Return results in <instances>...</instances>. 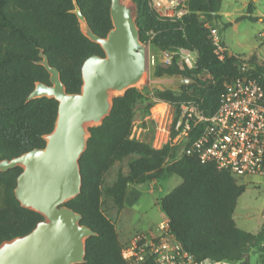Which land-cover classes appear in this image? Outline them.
Wrapping results in <instances>:
<instances>
[{"label":"trees","instance_id":"trees-1","mask_svg":"<svg viewBox=\"0 0 264 264\" xmlns=\"http://www.w3.org/2000/svg\"><path fill=\"white\" fill-rule=\"evenodd\" d=\"M75 1L93 31L106 36L112 28L111 0H0V159L44 147L45 134L54 129L59 102L47 96L27 101L37 82L50 84V74L39 63L41 53L59 69L69 93L81 90L84 61L104 55L101 46L82 32L73 11ZM149 1L133 0L142 41L147 43L153 31L154 48H186L198 55L195 71L175 56L170 65L157 64L154 76L190 77L197 83H179L178 90L156 89L150 95L131 87L113 98L110 114L100 125L89 128L87 147L79 160L81 192L66 204L81 213V223L96 234L86 239L85 261L76 264H127L116 224L103 211V197L122 210L130 185L160 181L167 174L178 175L182 181L158 204L171 231L196 261L253 264L250 250L257 249V264H264V224L258 232H250L235 220L238 200L246 190L241 177L213 162L182 155L178 146L154 148L155 123L150 119L144 125H151V136H133L136 107L144 101L155 98L178 107L182 101L194 100L211 114L220 104L226 83L240 75L236 55L220 59L205 25L220 19L222 0H187L188 12L179 18L159 16ZM252 7L250 3L249 10ZM198 73L208 75L200 78ZM252 77L264 87V64H256ZM152 107L148 103L145 114L150 115ZM126 158L128 171H118L114 181L106 183L111 167ZM22 170L20 166L0 170V244L29 233L44 218L23 207L14 194Z\"/></svg>","mask_w":264,"mask_h":264},{"label":"water","instance_id":"water-1","mask_svg":"<svg viewBox=\"0 0 264 264\" xmlns=\"http://www.w3.org/2000/svg\"><path fill=\"white\" fill-rule=\"evenodd\" d=\"M82 32L98 43L104 55L88 57L82 65L80 92L69 93L57 67L42 54L39 61L50 74V84L37 82L27 101L47 96L58 102L54 129L46 145L11 159H0V170L22 167L14 194L20 204L43 215L27 234L0 244V264H76L85 261L86 239L96 232L82 224V214L67 201L81 192L80 157L87 147L89 128L110 114L113 98L143 83L149 67L148 45L142 41L133 0H111L112 28L96 34L75 1L73 9ZM176 83L192 84L190 77Z\"/></svg>","mask_w":264,"mask_h":264},{"label":"built area","instance_id":"built-area-1","mask_svg":"<svg viewBox=\"0 0 264 264\" xmlns=\"http://www.w3.org/2000/svg\"><path fill=\"white\" fill-rule=\"evenodd\" d=\"M150 7L161 17L179 18L188 12L187 0H150ZM215 51L220 59L230 52L220 39L218 27L206 22ZM146 43L151 45L155 33H149ZM264 37V33L260 34ZM160 51L164 66L170 65L175 56L192 71L197 69L198 55L186 48ZM239 76L226 83L217 109L206 114L201 104L185 100L178 107L163 102L161 123H155L152 146L165 144L178 146L182 155L196 156L201 163L213 162L227 169L244 181L249 177L264 178V87L252 77L259 57L255 54L236 55ZM253 57L255 61H253ZM156 58L149 55V66H156ZM205 73H198L200 78ZM136 121L133 136L141 137ZM121 252L127 264H220L205 260L198 262L171 231L169 219L163 218L153 231L137 232L122 242Z\"/></svg>","mask_w":264,"mask_h":264},{"label":"rangeland","instance_id":"rangeland-1","mask_svg":"<svg viewBox=\"0 0 264 264\" xmlns=\"http://www.w3.org/2000/svg\"><path fill=\"white\" fill-rule=\"evenodd\" d=\"M248 3L255 6L253 10L255 15L256 13L260 14L257 18L247 17L249 16ZM222 8L233 12V14L225 16L221 22L215 23L218 27L220 39L225 43V46L229 47L228 49L235 55L263 53L264 37H261L260 34L264 33V0H223ZM148 55L155 56L156 64L163 61L160 51L152 45L148 47ZM259 62L264 64V60L261 58ZM154 68L153 65L148 67L145 74L146 80L136 86L138 89L148 95L156 89H179V83H176L175 79L181 78L180 76L164 75L155 77ZM203 78L205 77L203 76ZM150 102L153 104L149 111L150 117L155 116L158 124L162 120V114L155 111L159 110L164 101L152 98L139 104L136 107L135 121L137 129L141 130L140 135L142 138L151 136L148 131L151 125L149 124V127L144 125L149 116L145 114L144 107ZM120 170L123 172L128 171L127 158L111 167L106 174V183L113 182ZM181 181L180 176L167 174L160 181L134 184V190H128L126 205L122 210H118L111 200L103 197V211L114 220L122 242L136 232H148L156 229L157 224L163 219L158 200L169 194ZM244 182L246 183V190L238 200L235 218L241 228L255 229L264 218V178L249 177ZM249 256L251 262L257 264L259 260L257 249H251ZM221 264L230 263L222 262Z\"/></svg>","mask_w":264,"mask_h":264},{"label":"crops","instance_id":"crops-1","mask_svg":"<svg viewBox=\"0 0 264 264\" xmlns=\"http://www.w3.org/2000/svg\"><path fill=\"white\" fill-rule=\"evenodd\" d=\"M222 3H223V0H222ZM222 3H221V11L219 12V14H220V19L219 20H215V21H213V23L215 24V23H219V22H221L222 20H223V18L225 17V16H228V15H231V14H233V12L232 11H228V10H224L223 8H222ZM249 4L250 3H248L247 4V6H248V9H249ZM255 9V6L253 5V7L251 8V10H248V15L250 16V17H252V18H257L260 14H257L256 13V15L253 13V10ZM223 44L225 45V43L223 42ZM226 48L228 49L229 47H227L226 46ZM228 51L230 52V53H232L229 49H228ZM253 54H255L257 57H259V58H261V59H263L264 60V52L263 53H259V52H257V53H253ZM134 188H135V185H131L130 187H129V191L131 190H134ZM129 191L127 192V195H128V193H129ZM244 194V193H243ZM242 194V195H243ZM127 195H126V200H127ZM241 195V196H242ZM126 200H125V205H126ZM125 207V206H124ZM124 209V208H123ZM163 218H164V216H163ZM235 220H236V218H235ZM236 223H237V221H236ZM263 224H264V218H263V221L262 222H260L259 223V225L255 228V229H244V228H242V229H244V230H247V231H250V232H258L260 229H261V227L263 226ZM238 225V224H237ZM239 226V225H238ZM240 227V226H239ZM241 228V227H240ZM137 233V232H136ZM135 234V233H134ZM134 234H132V235H134ZM131 235V236H132ZM262 245H264V242L262 243ZM222 262H224V263H228V262H225V261H222ZM222 262H220V264L222 263ZM230 264H232V263H230Z\"/></svg>","mask_w":264,"mask_h":264},{"label":"bare ground","instance_id":"bare-ground-1","mask_svg":"<svg viewBox=\"0 0 264 264\" xmlns=\"http://www.w3.org/2000/svg\"><path fill=\"white\" fill-rule=\"evenodd\" d=\"M164 109V105H162L160 108H159V110H157V111H155V112H159V113H161L162 112V110ZM158 114V113H157Z\"/></svg>","mask_w":264,"mask_h":264}]
</instances>
